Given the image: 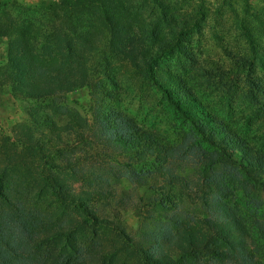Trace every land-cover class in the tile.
I'll use <instances>...</instances> for the list:
<instances>
[{
	"label": "rangeland",
	"instance_id": "1",
	"mask_svg": "<svg viewBox=\"0 0 264 264\" xmlns=\"http://www.w3.org/2000/svg\"><path fill=\"white\" fill-rule=\"evenodd\" d=\"M94 1L63 0L61 10V0H14L0 8V22L15 34L23 29L36 56L57 54L62 69L55 79L65 84L37 99L9 78L0 84V186L6 188L0 201L11 188L36 186L41 168L53 173L104 223L91 231L81 226L89 218L73 205L48 216H62L65 235L75 230L71 244L87 261L117 252L112 264L130 262L118 246L153 243L146 238L161 228L173 243L185 244L187 230L211 236L204 222L210 205L226 203L247 230L255 264H264V239L255 227H264V173L239 163L234 148L212 146L170 99L186 88L200 113L223 121L264 160V0H114L124 13L108 25L102 7L89 5ZM87 31V41L77 36ZM177 39V51L157 52L155 44ZM7 45L0 35V76L8 69ZM155 50L152 81L140 67ZM74 55L78 64H71ZM115 114L132 121L138 135H113ZM32 135L41 164L25 150ZM34 193L29 197L51 206L46 190ZM164 250L175 264H231L222 257L224 244L211 260Z\"/></svg>",
	"mask_w": 264,
	"mask_h": 264
},
{
	"label": "trees",
	"instance_id": "2",
	"mask_svg": "<svg viewBox=\"0 0 264 264\" xmlns=\"http://www.w3.org/2000/svg\"><path fill=\"white\" fill-rule=\"evenodd\" d=\"M13 1L0 0V8ZM113 1L95 0L89 3V5L98 3L102 7L101 16L105 25L119 21L118 15L124 13V10H121L122 8L115 7ZM65 4L66 2H64ZM64 5L63 0H61L59 5L61 10L64 9ZM90 9L86 12L91 16L90 20L92 22L95 17L94 12ZM16 29L20 31L18 34H15L16 31L12 32L11 26L0 22V35L8 39L5 52L7 58L5 66L8 69L2 72L0 84H6V79L9 78L18 90L25 93L27 97L34 99L48 97L64 89L65 84L55 79L56 74L62 69L61 63H58L57 54L50 55L49 60L36 56L28 37L22 33L23 29L19 27ZM91 35L90 31L77 32V36L84 37L85 41ZM155 45L158 53L174 52L180 46V39L164 40ZM53 49L55 48L53 47ZM157 52L155 50V52L143 56V64L140 67L143 75L152 81L154 77L148 65ZM78 63L74 55L71 64ZM170 99L173 107L181 117L189 121L212 146L225 149L234 148L239 163L246 168H253L264 173L263 158L254 155L246 141L230 130L223 121L212 116L207 119L206 114L200 113L201 108L192 105L190 93L186 88H182L177 98ZM199 116H202V119ZM114 122L119 125L112 132L113 135L123 137L126 133L131 132L138 135L137 129L131 123L132 121L124 115L115 114ZM33 138L32 135L29 139L33 140ZM33 141L34 143L27 145L25 150L28 155L38 159V164H41V153L36 140ZM132 142L136 147L140 145L138 140ZM153 143L155 142L150 144ZM124 144L130 145V142H124ZM174 151L177 153L176 149ZM38 178L39 182L36 186L22 184L19 189L14 190L11 188L9 192L13 193L11 196L9 193H1L3 198L0 201V264H112L117 252L109 254L94 253L92 259L87 261L82 255L83 253L71 244L75 239L73 238L75 230L73 233L70 232L65 235L64 225L58 222L62 216L52 220L48 213L55 208L59 209L69 207L66 205H73L78 207L79 213L89 218V220H81L80 225L90 231L95 230V228L102 229L104 222L102 220L97 221L93 215H88L89 212L86 207L79 203L80 198L65 192V188L53 173H44L41 168ZM3 189L6 190L5 186L1 184L0 190ZM34 190L36 195L46 190V193L51 197V206L47 205L48 200H33L29 197ZM77 203H79L78 206ZM209 210V217L204 222L211 232V236L199 238L195 232L187 230L183 234L185 244L173 243L170 238V231L161 228L153 237L146 238V240H153V243L118 246V249L130 255V262L127 264H175L164 250L165 246L178 254L180 258L197 257L199 254L211 260L220 257V246L224 244L227 246L228 254L222 257L228 259L231 264H255L253 255L248 252L247 246H245L247 230L234 210L228 204H219L216 201L210 205ZM255 227L260 237L264 239V227L258 222L255 223ZM60 241H62V244H59ZM128 241L130 243V240Z\"/></svg>",
	"mask_w": 264,
	"mask_h": 264
}]
</instances>
